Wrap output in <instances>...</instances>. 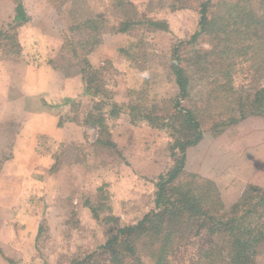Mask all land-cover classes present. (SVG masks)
I'll return each mask as SVG.
<instances>
[{"label": "rangeland", "instance_id": "obj_1", "mask_svg": "<svg viewBox=\"0 0 264 264\" xmlns=\"http://www.w3.org/2000/svg\"><path fill=\"white\" fill-rule=\"evenodd\" d=\"M15 1L0 0V28L12 24ZM20 1L29 20L16 29L20 48L1 50L0 64L9 74L0 77V86L7 90L2 99L15 102L22 94L35 93L33 100L41 104V96L51 93L56 98L48 106L58 118L57 127L71 126V136L79 141L58 144L56 149L66 155L62 161L67 173L73 174L74 162L76 171L81 166L82 185L76 196L72 191L66 196V213L58 214L48 209L57 194L52 189L47 194L42 186L33 189L26 201L34 207V222L21 228L34 238L27 236L25 249L18 254L30 256L9 254L7 264H74L75 259L96 252L107 238L115 237L118 228L152 210L156 178L181 158L182 170L200 178V184L189 185L190 193L203 195L209 214L220 219L224 210L212 212L215 205L206 200L203 186L217 188L224 208L232 206L247 185L264 188V116L235 115L237 122L221 126L231 109L264 89V0ZM207 1L211 4L206 8L207 32L187 49L180 48L176 65L187 76L189 94L182 103L190 108L196 104L204 131L196 145L175 158L171 149L176 134H170V126L158 124L159 130L135 125L131 110L146 108L168 118L179 93L172 48L197 30L200 6ZM89 66L94 71L86 83L81 76H86L83 71ZM38 86L45 87L40 96ZM99 125L106 128L101 136ZM41 222L44 231L37 234ZM165 225L174 230L169 264H225L219 225L211 237L198 235L196 226L185 228L173 220ZM261 232L264 235V228ZM141 237L135 235L128 243H133L135 252L127 245L119 251L110 247L94 253L97 263L154 264L160 238L146 254L149 239ZM212 239L217 247L207 262H201V250L211 247ZM263 240L253 264H264ZM5 248L6 243L0 242V255L9 253Z\"/></svg>", "mask_w": 264, "mask_h": 264}, {"label": "trees", "instance_id": "obj_2", "mask_svg": "<svg viewBox=\"0 0 264 264\" xmlns=\"http://www.w3.org/2000/svg\"><path fill=\"white\" fill-rule=\"evenodd\" d=\"M15 4L12 24L8 29L0 28V49L3 51L4 49L10 51L14 48H20L17 42L16 29L29 20L21 1L16 0ZM209 5L211 4L207 1L206 3L203 2L200 6L198 12V27L194 34H192L188 40H179L172 48V69L175 73V84L179 93L177 96L178 98L172 103L173 110L168 115V118L162 119L165 117H160L156 112L154 114L152 112H146V108L137 110L133 108V110H131L132 113L130 117L132 118V123L135 125L144 123L155 129H159L157 126L158 124L164 127L170 126V134H176L175 142L171 149V156L175 158L178 157V155L183 156L187 148L196 145L201 139L204 131L198 119V110L195 108L196 104L192 103L191 105L195 104V106L190 108L182 103L189 94L187 76L184 74L183 70L176 65H178L181 60L180 57L177 56L180 48L187 49V46L194 42L199 35L207 32L210 20L206 15V8H209ZM129 25L133 26L134 23L130 22ZM81 60L83 64L89 65L88 60L83 58ZM86 70L83 71L86 76H81L85 77L83 78L84 81H86L87 77H90L94 71L90 66L89 69ZM85 88L89 89L87 84H85ZM235 115H238L240 118H245L249 115L264 116V89L257 90L252 98L245 100L244 105L241 104L237 109H231L228 112V118L221 121V126L237 122V117H235ZM134 118L137 119L135 120ZM228 120L230 123L227 122ZM99 122L104 126L102 117ZM99 127V136H101V134L106 132L104 131L106 128L101 129L100 125ZM107 139V144H110ZM176 147L177 150H175ZM179 162L166 169L165 172L159 174L156 178V182H154L152 210L145 213L135 223L118 228L115 237L107 238L102 245L96 248V252L94 253L98 254V251L110 247L119 251L122 247L128 245L132 237L137 235L138 237L143 236L141 238L149 239V248L145 247L144 251L147 254L148 250H151L153 244L156 245V239L159 237L160 247L154 264H169L167 258L168 253L173 248L174 242H171V233L174 234V230L172 227L166 226L165 223L169 220H173V222H178L185 228L196 226L198 235L203 232L205 233L204 235L208 237L214 234L216 225H219L221 227V230H219V233H221V240L225 242V256L222 262L225 264H253L252 260H254L253 258L258 252L259 245L264 238V235H261L263 234L261 231L264 228V188L247 185L241 192L238 200L229 208H224L223 205H221L217 188L212 184L203 186L207 187L205 193L208 199L206 200L211 201L214 203L213 205H215L212 208V212L216 210V212L221 213V211L224 210L220 219L216 215L209 214L211 208L210 205L206 204L204 200L201 199L203 195L194 197L190 193L191 187L189 185L192 183L200 184V178L194 174H187V172L182 170V158ZM182 177H184V179L180 181ZM91 211H94V209H91ZM255 216H257V218H255ZM94 217L97 218V215L95 214ZM112 221H114L113 223L116 222L115 226H120L115 218L112 217ZM38 225L37 234H40L44 231V222L38 223ZM165 227L169 231H166ZM109 229H112V227ZM208 245L212 246L201 250V262H207L206 257L212 256L214 249L217 247L213 239ZM133 246V243L128 245L130 251L135 249ZM135 251L136 249L134 252ZM94 253L88 252L82 258L75 259L74 264H98ZM151 255L154 256L153 254ZM109 258L112 259V257ZM8 263H11V261H8ZM103 264H105V262H103Z\"/></svg>", "mask_w": 264, "mask_h": 264}, {"label": "crops", "instance_id": "obj_3", "mask_svg": "<svg viewBox=\"0 0 264 264\" xmlns=\"http://www.w3.org/2000/svg\"><path fill=\"white\" fill-rule=\"evenodd\" d=\"M8 75L3 73L0 64V77ZM43 90L45 87L38 86L39 93L36 95L40 96ZM6 93L7 90L0 86V119L2 121L5 119V123L0 121V242L6 243L5 249H9L6 256L0 255V264H7L10 261L9 254H16L15 258L30 256L25 253L18 254L25 249L22 246L29 240L27 236L30 240L34 238L32 233L23 232L25 230H22L21 226L33 225L34 207L29 204L30 202L27 203L26 199L34 192L35 187L42 186L41 190L44 187L47 194L52 189L55 195L57 194L48 204V209L54 208L58 210V214L60 211L66 213L64 206L66 196L72 192L75 194L82 185L81 166L79 165V172L76 171L77 165L74 162L73 174L67 173L62 161L66 155L63 153L61 157L56 149L58 144L62 143L64 147L66 143L77 141L73 134L71 136V126L57 127L58 118L48 106L54 103L56 98H52L49 93L47 97L41 96L39 104L33 100L35 93H25L22 94L23 97L21 95V99L12 102L2 99ZM44 103L47 105L44 106ZM49 144H53L55 148H51ZM91 175L92 173L88 172V177ZM71 184L73 187H70ZM78 192L77 195H81ZM47 200L39 203V206H43ZM81 210L79 207L77 211L79 220ZM15 249L17 251H14Z\"/></svg>", "mask_w": 264, "mask_h": 264}]
</instances>
